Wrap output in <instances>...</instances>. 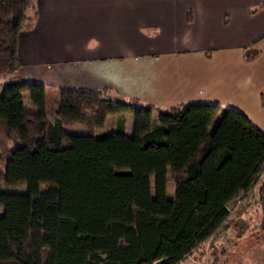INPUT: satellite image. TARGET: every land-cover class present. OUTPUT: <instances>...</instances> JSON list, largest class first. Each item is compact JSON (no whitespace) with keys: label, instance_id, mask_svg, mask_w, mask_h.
Masks as SVG:
<instances>
[{"label":"trees","instance_id":"16d2710c","mask_svg":"<svg viewBox=\"0 0 264 264\" xmlns=\"http://www.w3.org/2000/svg\"><path fill=\"white\" fill-rule=\"evenodd\" d=\"M33 7L0 0V79L10 77L0 93V264H178L257 182L264 133L236 109L128 103L110 87L56 89L51 122L48 86L12 78ZM109 115L115 128L97 135ZM71 126L87 133L63 130ZM213 149L216 162L205 168ZM22 185L25 193L1 191ZM256 203L264 215V181Z\"/></svg>","mask_w":264,"mask_h":264},{"label":"crops","instance_id":"0c3cea01","mask_svg":"<svg viewBox=\"0 0 264 264\" xmlns=\"http://www.w3.org/2000/svg\"><path fill=\"white\" fill-rule=\"evenodd\" d=\"M28 15L19 35L20 68L12 78L48 86L51 122L48 100L56 89L110 87L128 103L236 109L264 133V0H34ZM28 100L24 94L34 110ZM133 120L127 115V134ZM263 181L264 171L227 204L223 238L210 236L178 264H202L206 255L211 264H264V258L248 263L239 256L247 251L249 233L264 231L260 209L249 211ZM250 193L253 202L246 207Z\"/></svg>","mask_w":264,"mask_h":264},{"label":"rangeland","instance_id":"374dc122","mask_svg":"<svg viewBox=\"0 0 264 264\" xmlns=\"http://www.w3.org/2000/svg\"><path fill=\"white\" fill-rule=\"evenodd\" d=\"M27 24L25 25V28H26ZM10 77H6V78H2L0 79V93H1V90H2V85L3 83L6 81V80H9ZM28 95H27V100H28ZM28 104L30 105V102L28 100ZM54 110H55V105H54V100L52 99H49L48 100V111H49V117H51V119H53L54 117ZM114 123V116L113 115H109L107 117V120H106V125L97 130V135H101L102 133L104 132H109L111 131V124ZM63 130L67 133H70V134H86L87 133V129L84 128V127H80V126H71V127H64ZM132 132L129 131V134L130 135ZM218 150L216 149H213L208 157L205 159L204 163H203V166L206 168V167H209L211 165H207L208 164V161H209V158H213V156H215V152H217ZM151 186H152V189H154V178L151 179ZM167 188H168V193L171 194V196H173V193H174V184L171 180L168 181V184H167ZM27 190L26 186L22 185V186H17V187H7V186H3L1 191L3 192H8V193H25ZM248 201L246 203H244V205H246V207H248L250 204H252L253 202V198L251 196V193L248 195ZM249 211L253 214H257V210H259V207L258 205L256 204H252L251 206H249ZM0 212H1V209H0ZM258 215L260 216H263L261 214V212H258ZM251 227H253V223H251ZM222 229L224 230V228L222 227ZM222 229H219V231L216 233L220 238H223V235L219 234L220 231ZM247 242H249L247 244V251L243 254H239V256H241L243 258L244 261L250 263L251 261H255L256 259L257 260H260V259H263L264 258V231H262L261 233H256V234H252V233H249L248 237H247ZM249 244H252L253 246L250 247ZM239 252V251H238ZM204 264V261L203 263Z\"/></svg>","mask_w":264,"mask_h":264},{"label":"built area","instance_id":"2783aa9c","mask_svg":"<svg viewBox=\"0 0 264 264\" xmlns=\"http://www.w3.org/2000/svg\"><path fill=\"white\" fill-rule=\"evenodd\" d=\"M223 233H224V230L222 229L219 234L223 235ZM204 264H211L209 255H206L205 256V258H204Z\"/></svg>","mask_w":264,"mask_h":264}]
</instances>
